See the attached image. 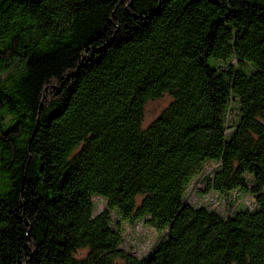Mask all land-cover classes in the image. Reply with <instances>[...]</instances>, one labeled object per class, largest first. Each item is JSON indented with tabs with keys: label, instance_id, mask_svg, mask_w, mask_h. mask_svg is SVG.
<instances>
[{
	"label": "trees",
	"instance_id": "1",
	"mask_svg": "<svg viewBox=\"0 0 264 264\" xmlns=\"http://www.w3.org/2000/svg\"><path fill=\"white\" fill-rule=\"evenodd\" d=\"M0 264H264V0H0Z\"/></svg>",
	"mask_w": 264,
	"mask_h": 264
},
{
	"label": "rangeland",
	"instance_id": "2",
	"mask_svg": "<svg viewBox=\"0 0 264 264\" xmlns=\"http://www.w3.org/2000/svg\"><path fill=\"white\" fill-rule=\"evenodd\" d=\"M169 103L168 97H163L159 100L150 101L145 105L144 109V121L143 126H146L151 122L163 108ZM212 169L210 163L205 164L203 172L192 181L189 189L186 193V201L193 205H206L208 207H214L218 212L230 214L238 206H245L248 208L253 207V200L250 197H240L235 199L237 194L227 198H222L221 202H213L210 194H204L201 177L207 175ZM95 210L98 211L104 206V200L95 197L93 199ZM124 245L130 251H136L138 256H145L151 251L153 246L159 240L161 234L145 225L140 221H135L132 224L124 225Z\"/></svg>",
	"mask_w": 264,
	"mask_h": 264
}]
</instances>
